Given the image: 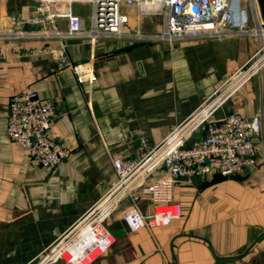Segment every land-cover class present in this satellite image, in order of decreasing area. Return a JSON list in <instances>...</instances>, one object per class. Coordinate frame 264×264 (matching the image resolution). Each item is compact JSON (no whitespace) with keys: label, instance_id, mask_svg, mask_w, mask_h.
<instances>
[{"label":"crops","instance_id":"crops-1","mask_svg":"<svg viewBox=\"0 0 264 264\" xmlns=\"http://www.w3.org/2000/svg\"><path fill=\"white\" fill-rule=\"evenodd\" d=\"M37 7V0H0V264H32L115 180L112 159H139L144 144L184 120L257 45L256 36L231 28L174 42L58 36L87 30L91 6L58 3L51 20L33 22L42 16ZM128 13L134 27L137 9ZM151 23L144 17L141 29L153 31ZM83 63L96 80L77 81L71 66ZM27 90L52 104L50 136L72 150L54 167L40 166L6 134L9 98ZM228 113L263 114L255 163L229 175L181 177L172 194L179 216L165 225L131 231L122 213L132 202L121 197L104 222L113 241L91 264H264V70L216 117ZM136 204L145 214L155 208L146 199Z\"/></svg>","mask_w":264,"mask_h":264},{"label":"built area","instance_id":"built-area-1","mask_svg":"<svg viewBox=\"0 0 264 264\" xmlns=\"http://www.w3.org/2000/svg\"><path fill=\"white\" fill-rule=\"evenodd\" d=\"M37 1V10L42 16L30 17L33 22L51 20L52 7L58 3L75 2L91 6L87 30L57 32L55 35L58 36L174 42L220 37L231 28L237 34L256 36L257 45L246 61L223 82L215 84L209 96L184 120L153 146L144 144L145 150L139 159H112L115 180L74 222L40 250L32 264H53L60 260L67 264H91L113 241L104 222L123 196H128L132 202V207L122 213V219L131 231L165 225L179 216L172 194L181 177L209 172L229 175L255 163L257 148L253 136L262 129L263 114L246 119L239 114L228 113L217 118L216 112L239 88L264 70V20L260 17L257 0ZM133 7L137 9L134 27L130 26L128 13V9ZM153 16L161 18L160 25H155L151 32L143 31L142 19ZM57 54L60 59L66 58L63 48ZM71 68L78 82L96 80L87 63L72 65ZM52 118V104L44 102L34 90L16 93L9 98L8 138L26 148L29 156L45 168L54 167L72 154L70 148L60 145L50 136ZM199 130L202 133L195 137ZM260 155L264 157V149ZM156 171H161V174L152 179ZM139 199L152 203L154 211L143 213L136 204Z\"/></svg>","mask_w":264,"mask_h":264},{"label":"water","instance_id":"water-1","mask_svg":"<svg viewBox=\"0 0 264 264\" xmlns=\"http://www.w3.org/2000/svg\"><path fill=\"white\" fill-rule=\"evenodd\" d=\"M259 7V14L262 20H264V0H257Z\"/></svg>","mask_w":264,"mask_h":264},{"label":"rangeland","instance_id":"rangeland-1","mask_svg":"<svg viewBox=\"0 0 264 264\" xmlns=\"http://www.w3.org/2000/svg\"><path fill=\"white\" fill-rule=\"evenodd\" d=\"M149 20L152 21L151 25L156 24L157 26H159L161 23V18L158 16H153V17L149 18Z\"/></svg>","mask_w":264,"mask_h":264}]
</instances>
